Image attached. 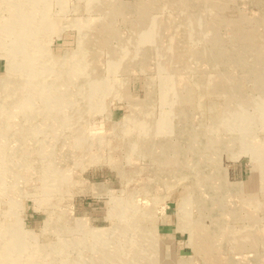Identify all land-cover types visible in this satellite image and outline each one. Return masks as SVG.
<instances>
[{
  "label": "rangeland",
  "instance_id": "obj_1",
  "mask_svg": "<svg viewBox=\"0 0 264 264\" xmlns=\"http://www.w3.org/2000/svg\"><path fill=\"white\" fill-rule=\"evenodd\" d=\"M136 1L138 0H121L128 6L118 11L119 22L116 16L113 23L110 22L108 25H112L123 38L111 41L113 46L131 44L128 31L135 24L132 20L137 18L134 5ZM188 1H192L194 10L200 13L207 10L205 3L210 0ZM217 1L221 3L222 0H215ZM88 2L46 0L45 7L50 10L51 25L56 22L65 23L52 33L42 32L44 33L42 45L35 43L43 52L41 59L44 64L52 65L49 71L54 72L49 77L52 81L60 79L56 72L65 74L64 72L68 71L67 68L60 66L62 64L59 62L65 55L71 56L77 48L78 35L82 28L71 24H75L77 19L85 22V29H89L98 27L100 23V11L96 8L88 9ZM163 2L160 8L146 7L143 11H149L151 17L161 19L165 14H170L169 17L173 18L178 16L182 21V17L185 16L179 12L182 5L179 7L167 3L166 0ZM5 3V0H0V17L3 18L10 14ZM145 3L149 5L150 0H145ZM238 13H244L253 20L255 34L262 33L264 28L260 26L261 24L256 25V22L264 19L263 0H229L219 13H215L221 19L213 20L214 24L216 20L219 21L217 33L220 37H226L227 40L230 38V27L226 22L230 21L229 17L234 19ZM33 38L27 37L17 41L20 43L18 45L15 42L17 38L13 37L12 33L0 35V79L6 76L8 49L22 47L20 50L23 51L20 53L22 54L28 50L25 49L26 43L32 42ZM174 40L178 41L177 35ZM186 40L189 42L179 45V53L176 54V58L180 60L178 65L182 66L179 69L181 72H178L183 82L187 83L185 92L183 90L180 92V89L175 93L172 91L170 78L173 77L174 71L155 70L156 59L161 62L165 55L150 54L143 58L146 61L140 66L136 62L128 61L124 66L118 65L117 69L111 71L117 66L113 65V62L128 59L125 53L117 48L113 51L114 55H110L109 51H100V57L95 58L102 60L101 68L98 69L102 73L98 77L107 83L111 82V89L105 92L100 100L96 99L91 106H73L69 102L55 103L57 105L53 111L61 112L62 119L47 116L43 117L44 119L31 120L30 117L17 112L15 103L18 93L6 96L7 93L0 90V108L6 104L11 106L7 109L9 114L6 110L7 114L0 115V148L4 150L0 151V230L17 229L16 237L20 239L24 251L21 250L17 257L20 261L18 264H26L22 263L23 256L32 261L37 260L36 264H58L57 261L60 259H68L65 264H89L95 261L99 264L111 262L115 264L104 255L111 254L119 245L125 248V253L137 252L131 260L134 262L132 264H179L181 260L187 264H209V261H205V257L191 244L193 243L191 227L187 222L183 226L179 224L180 199L186 196L195 197L196 202L191 206L192 211H195L196 207L202 209L205 200H208V203L209 200L212 201L211 205L217 209L221 203L224 210L215 218L218 220L221 218L223 226L232 235H249L250 239L240 247H237L232 239L222 240L220 254L225 264L234 261L250 263L255 260L257 264H264V178L259 167L260 161L251 155L257 148L255 143L264 142V127L259 123L251 125L253 137L237 142L231 136L235 132V127L238 128L234 120L227 118L220 125L217 122V115L210 112V105L214 102L220 103L221 97L224 98L226 93L223 85L217 83L218 72L230 71L229 73L235 75L238 81L234 82L241 83L247 93L252 92L249 95L250 99L255 98L251 94H255L253 90L256 82L252 81V76H247L246 66L232 65L231 52L228 59V49L230 50L233 45L221 44L227 47V51L222 48L213 52L208 51L207 53L213 55L212 60L210 58L205 61L198 58V52H188V48L194 50L201 48L203 44H194L193 39L189 37ZM91 46L93 44L90 43L85 52L90 50ZM17 54L12 56H16L15 63H18L16 68L22 75L13 78L12 88L15 90L19 79H22L21 84L26 82V78H23L26 58ZM87 54L89 57L85 56L84 60L90 62L92 56L89 51ZM218 57L224 63L223 69L215 66L214 59ZM186 92H189L186 107L189 108L187 112L191 115L190 120L193 125L197 123L201 126L203 144L211 145L203 151L193 152L188 151L190 146L187 148L185 144V151L173 154L170 148L164 149L155 143V152L150 156H143L140 149L132 152L133 160L128 161L126 154L130 148L122 146V140L124 133L135 130L131 127L133 124L128 121L129 118L133 115L141 117L142 114L148 113L155 115L157 121H162L166 116L170 117V114L178 112L172 101L184 97ZM165 93L168 94V102L161 99ZM39 95L26 92L22 96L20 93L19 101H27L28 103L22 106H30L32 113L46 112L41 108ZM50 95L56 94L53 92ZM63 95L67 96L66 93L61 96ZM245 97L248 99V95ZM12 102L13 104L9 105ZM142 102L146 103L141 104ZM244 106L247 112L253 110L249 104ZM2 112L0 110V114ZM15 112L16 115L13 114ZM197 128L198 126L193 130ZM219 137H223L220 139L221 146H214L213 140ZM194 138L195 136L192 139ZM169 139L171 145V135ZM173 141L177 144L178 140L175 137L172 138ZM248 144H251V148H247ZM262 146L261 160L264 161V143ZM191 154L193 157L196 155L194 160ZM154 156H160L163 163H158L157 160L154 162ZM53 161L57 162L56 166H51ZM45 175L55 177V182H51L53 186L44 182L46 188H42L40 178ZM207 178L215 185V194L206 186L204 179ZM219 185L240 188L220 190ZM247 195L254 196L253 203L244 201L243 197ZM115 203L121 204L119 211L124 215L133 214L131 224H127V221L121 218L110 216ZM131 203L139 208L129 207ZM200 218L201 224L208 226L209 230L216 227V220L210 217L206 209ZM53 220L56 223L52 222ZM137 222L141 224L143 231H137L134 226ZM94 229L101 233L99 237L93 238L90 235ZM150 233L153 237L148 240ZM169 239L173 240L172 251L169 249L176 257L173 261L165 260L166 249L160 245L161 240ZM198 240H202L203 243L209 242L205 236ZM4 258L7 260L5 256Z\"/></svg>",
  "mask_w": 264,
  "mask_h": 264
},
{
  "label": "bare ground",
  "instance_id": "obj_2",
  "mask_svg": "<svg viewBox=\"0 0 264 264\" xmlns=\"http://www.w3.org/2000/svg\"><path fill=\"white\" fill-rule=\"evenodd\" d=\"M5 1H6L5 3L6 9L8 8V12L10 14L5 18L0 17V33H1L0 35H7L9 33H12L13 37L17 38L15 42L18 45L20 43L17 41L26 39L27 37L30 38L34 37L33 38L34 40L32 42L29 41L26 43L27 47H25V49L28 50H26V52L24 51V53L22 54H20L21 52H23L20 51L22 47H16V48L12 47L8 49L7 56H9V59L6 60V73H5L6 76L0 79V90H2V93L6 92L7 93L6 96H9L8 94L10 93H12L13 95H17L18 93L17 100L15 103L17 104V112L22 113L27 117H30L31 120L44 119L43 117H47V116H50V118L60 117V119H62L61 112L60 113L56 112L58 110L53 111V109L56 108L57 104L55 103L57 102H69L72 103L73 106L80 105L87 107L93 105L96 99L100 100L103 94L105 92H108L109 89H111V82L107 83L106 81H103L101 77L100 78L98 77L101 75L100 73H102L101 71H98V69L101 68L102 60L100 58L95 60V58L100 57L99 55L100 51L101 52L109 51L110 55L111 54L114 55L113 51L116 48L122 51V53H125V56H127L128 59L121 62L120 61L113 62L112 64L117 66H114L113 69H111V71L117 69L116 67H118V65L124 66L125 64H127L128 61L136 62L140 66L142 63H145L146 61V60L144 61L143 58L144 57L146 58V56H149L150 54L151 55L159 54L161 56L165 55L163 61L159 62V60L157 59L156 62L154 61L157 64L155 70L158 71V70L168 69L170 71H174L175 73L173 77L170 78L173 89L172 91L175 93V91H178L180 89V92H182V90L185 92L184 88L187 86V83L183 82L182 77L179 74L181 72L179 69L182 68V66L178 65L180 64L179 63L180 60L176 58V54L179 53V48H178L179 45H185L186 43H188L189 40L186 39L187 37H189L193 39L192 42H194V44L202 43L203 46L201 48L198 47L197 49L194 50H192V48L190 49L188 48L189 50L188 52L190 53L198 52L199 53L198 58L200 60H205V61H207L206 59L210 60L211 56H213L207 53L208 51L213 52L216 49L219 50V48L225 49V51H227L226 50L227 47L221 46V44L222 45L228 44L231 46L233 45L232 47H230V50L228 49L229 52V55H227L228 59L231 52L230 57L233 60L232 65L236 67L246 66L247 76L248 77L252 76L251 77L252 81L255 80L256 82L255 88L253 90L255 91V94H251L255 98L250 99L249 95L252 92L247 93L245 90H243L245 88L242 87L241 83L238 84L234 82V81H238L235 75L229 73L230 71L218 72L219 80L218 82L217 81L216 82L219 85L220 84L223 85V88H225L226 93L224 94L225 96L224 98L221 97L222 100L220 103L216 104L214 102L213 104L210 105L211 106L210 112L213 115H217V119H218L217 122L220 123L221 125L222 124L221 122H224L225 119L227 118L233 119L234 124L238 126V128L235 127V132L231 136H233L234 140L237 142H239L240 139H247L248 137L251 138L253 137L254 133L251 131L253 130L251 129V125L255 126L259 123L264 127V83H263L264 29L262 33L255 34L253 29L254 28L253 20L249 16L244 15V13L243 14L238 13L234 19H231L229 17L230 21L226 22V24L228 23L230 27L229 30L230 38L227 40L226 37L225 38H222V36L220 37L219 33H217L218 31L217 25L219 23L218 20L221 18L219 15H215V13L216 14L219 13L222 10V8L225 6L226 1L229 0H222L221 3L219 1L215 2V0H210L205 3L207 10L200 13L194 10V5L192 1L166 0L167 3H172L179 7H181L182 5L181 10L179 11L180 13L185 15L184 17H182V21L179 19L178 16L173 18V17H169L170 14H165V17L161 19V18L151 17L149 15V11H143L146 7L151 9L152 8L155 9L158 7L160 8L164 4L163 0H150L149 5L145 3V0H138L134 2V5L136 6V9L135 8L134 9L137 13V18L133 20L130 19L134 21L133 23L135 24L133 27L130 28V31H128L130 32L128 34V38L129 40H131L129 41L131 42V44L126 45L125 43H123L118 47L113 46L111 44V41L114 40L117 41L123 38L122 36L119 35L118 31L112 27V25L111 26L108 25L110 24V22L113 23V19L117 17H118L117 22H119L120 17L118 16V11L123 10L126 7L127 3L123 4L121 0L120 1L119 0L116 1L88 0L89 1L88 9L96 8L100 11L101 14L99 18L100 23L98 27H90L89 29H85L84 27L86 26L85 22H81L77 19L75 24H71V25H76L79 28H82V31H80L78 35L79 36L78 45L76 50L73 51L71 56L65 55L64 59L63 60L61 59L59 62L62 64L60 66L67 68L68 71L64 72L65 74L56 72V74L60 79L59 80L54 79L53 81L49 79L52 73H54L53 71L49 72L52 68V65L47 66L46 64H44V61L41 59L43 56V52H41L40 49L37 46H35V43L42 45V42L44 40L43 39L44 33H49V32L52 33L53 30H58L61 26H64L65 23L62 24L60 22H56L51 25L52 21L49 13L50 10L45 7L46 0H5ZM258 4L259 3H257V6ZM139 15L141 16V18ZM11 18L14 19V22H12ZM215 19L218 20H216L215 21L216 23L214 24L213 20ZM227 19L228 17H226V20ZM258 24H261L260 26L264 28V19L260 20L259 22H256V25ZM178 30L179 33H177ZM42 32L44 33L42 34ZM176 35L178 36V41L174 40L176 38ZM164 37H166V39H164ZM14 40L13 43L16 44ZM36 40L38 41L35 42ZM90 43L93 44V46H91L90 50H88L92 56V60L89 62L88 60L85 61L84 59L86 57L87 58L89 57V55L87 54L88 51L85 52V49H87V46L90 45ZM242 51L245 53L243 54ZM247 51H249L250 53L246 54ZM74 53H76V55ZM12 54L21 55L26 58L24 60V62H26L25 64L26 71L24 73L25 75L23 76V78H26L25 79L26 82L21 84L22 79H19L17 83L18 87L16 90L12 88L14 86L13 78L20 77L22 74L21 71H19L16 68V65L18 64L15 63L16 56H12ZM167 54L168 57H166ZM206 55L208 57H206ZM250 59L251 61H249ZM214 60L216 62L215 66H217L216 68L223 69L222 64L224 63L221 62L220 58L218 57V59L215 58ZM57 66L59 67L58 64ZM51 85H53L54 87H52ZM23 92L25 94L26 92L31 94L32 93L40 94L39 95L41 97L40 102L42 103L41 108L44 109L46 112L32 113L30 111L31 108L30 106H22L23 104L28 103L25 100L19 101L20 93H22V96H24ZM53 92H55L56 95L54 96L50 95ZM63 93H66L67 96L64 95L61 96ZM188 94L189 92H186L184 97L182 98L179 97L176 98L174 101H172L174 104V108H177L178 112H176V114L175 113L170 114V117L166 116V118H164L163 120L161 119L162 121H157L155 115H151L148 113L142 114L141 117L137 115H133L129 118L128 121L132 122L133 126L131 127L134 128L135 130H129V132L124 133V139L122 140L123 141L122 146H124L126 149L130 148L129 149L130 152L129 150H127L128 153L126 154L128 161L133 160V154L131 153L135 151L137 152L140 149H141L140 152L143 156H147V157L150 156L153 152H155V147H154L155 143L161 145L162 148L164 149H166V147L168 149L170 148L173 154L175 152L182 153L183 151H185L186 149L185 148L186 146H184L185 144L187 145V148L188 146H190L188 151L190 150L203 151L204 149H207V146L211 145V144L209 145L203 144L204 140L202 139V135H201V129H200L201 126L197 123L193 125L192 121L190 120L191 115L189 114V112H187L189 108L186 107L188 105L187 102L189 97ZM245 95H248V99L245 97ZM28 97L30 98L31 96ZM167 98H168L167 93H165V95L161 97L163 102H166ZM146 102H142L141 104H144ZM11 104H13V102L10 103L9 105ZM247 104L253 107L252 111L249 112L246 111V107L244 105ZM242 105L244 107L241 108ZM9 107L11 106H7V104L1 107L0 110H2L3 112L0 115H5V113L7 114V112L9 114L10 112L7 110ZM47 111H49V113ZM13 114L16 115V112ZM197 126L198 128L196 130H193ZM170 135H171L172 147L171 145H169ZM193 136H195L194 139H192ZM175 137L178 140L177 144H175L174 141L172 142V138ZM222 138L220 137L218 139L215 138L217 140H213L212 144L214 146L217 145L218 147H220L222 144L220 139ZM192 143H195L196 145H192ZM263 143L264 142L262 141L259 143H255L257 145V148L255 151L253 150L251 155L255 159H258V161H260L259 167H261V171H263L261 175L264 178V161L261 160V148L263 147L262 146ZM250 145L247 148L249 147L251 148ZM52 148H54V146H52ZM2 150L3 148H0V151ZM190 156H192L193 160L196 157V155L193 157V154H191ZM153 158H154V162L155 160H157L158 163H163V161H161L160 159L161 158L160 156L157 157L154 156ZM56 165L57 162L55 161L51 163V166H56ZM160 178L161 177H159V179ZM40 179H41L42 188H46L44 182H48V184L52 186H53L52 183L55 182L54 176L45 175ZM208 180L209 178L204 179V181H206V186L211 190L213 194H215L216 187L212 183V181L210 180L208 181ZM231 187L240 188L239 186H233V185H226V186L219 185L218 188L220 190H223ZM131 198L129 199L131 200ZM243 198L246 203L254 202L253 195H247L246 197ZM180 200H181L180 207L178 209V219H180L179 224L183 226L186 222L188 223V225L192 229L191 232L193 238L191 240H193V243L191 244H193L196 247V249L199 250V253L205 257L204 258L205 261L206 260L209 261V264H225V260L224 258H222L220 254L222 240L232 239L234 240L235 245L237 247H240L244 244V242H246V240L250 239L248 234L236 235V236L232 235L231 232L227 231V229L223 226L221 218L219 220L215 218L219 214H221L220 212L224 210V206H222L221 203L220 205H218V209H217V208H213V206L211 205L212 201L209 200L208 203V200H205L204 207L202 209H199L198 207L195 206L196 210L192 211L191 206L196 202L195 197L189 198L188 196H186V198H181ZM120 205H121L120 203L114 204L110 216L115 218L117 217L121 218L127 221V224L128 223L131 224L133 220L132 218L133 214L129 216L121 213L119 211L121 207ZM129 207L131 208L133 207L134 209L139 208L137 207V205H134L132 203L131 206ZM205 209L208 211L210 217L213 220H216V225H215L216 227H214V229L209 230L208 226L206 225L203 226L201 224L202 221L200 215ZM52 222H54V220ZM140 225L141 224L138 222L134 224L135 228H137V231H143V228H141ZM52 226L54 227V225ZM16 231H17L16 228H11V230L2 228V230H0V264L2 262H6L7 264H18L20 262L17 259V257L19 253L23 251V245L22 244L20 245V239H17L18 235L16 234ZM90 235L93 238H95V236L99 237L101 233L97 229H94L91 230ZM204 236L208 238L209 242L206 241V243H203L202 240L201 241L198 240L199 238L200 239L204 238ZM152 237L153 235L150 233L147 239L149 240ZM195 240H197V242ZM160 245H162L166 249V254H165L166 261L176 260V257L173 256V254L170 252L172 251V245H173L172 239L171 240L169 239V241L161 240ZM115 248L116 249L113 252H111V254L107 255L106 253L104 257L105 258L109 257V259L114 261L115 264H132L133 261L131 260L134 259L135 257L134 254H136L137 252L125 253L124 252L125 248L121 247L120 245L118 247L116 246ZM4 256L7 258V260L4 258ZM101 256H103V254L100 255V257ZM21 260L22 263H26V264H36L37 261V260L32 261L27 256L21 257ZM66 260L68 259H63V260L60 259L57 262L58 264H65ZM89 264H99V262L95 261V263H89ZM110 264H112V262ZM179 264H187V263L181 260ZM230 264H257V262L256 260L250 263L249 261L243 263L241 261H234L231 262Z\"/></svg>",
  "mask_w": 264,
  "mask_h": 264
}]
</instances>
